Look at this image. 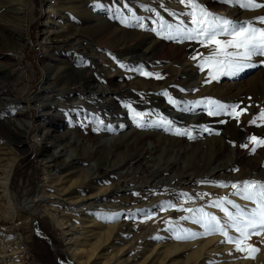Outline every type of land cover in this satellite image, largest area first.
<instances>
[{
  "label": "rangeland",
  "instance_id": "374dc122",
  "mask_svg": "<svg viewBox=\"0 0 264 264\" xmlns=\"http://www.w3.org/2000/svg\"><path fill=\"white\" fill-rule=\"evenodd\" d=\"M6 1L14 3L15 6L19 8L23 7L22 5L24 4L25 12L24 14L19 13L18 19L13 21V24H15V27L19 30L18 45H12L7 48L0 47V62L6 66V69L0 68V90H5L10 87L14 92V96L11 98V100H5L3 102L0 101V106L7 110L5 114L8 115L12 110L16 109L15 111H18L19 109H26L25 106L30 105L29 111L33 121L30 123L29 117L26 118L25 116L21 115H19V117L12 116V119H14L19 128L23 129L24 127L28 126L26 133V142L28 143L25 144L27 145L26 148H20L19 151H17V160L14 164L9 182V190H12L11 192L14 196L15 203L19 207L15 216L12 217L2 212L3 209L1 208V205L3 206L4 201L0 199V237L7 239L9 244L12 246L20 245L21 247L19 246V248L21 249L24 247V245H26V248H28V251L31 255L29 258V264H78L81 263L80 261H85V258H79L77 257L78 255H75L74 257L72 255L68 240L65 238L61 227L57 225V223L52 219L48 209L51 206H56L57 208L60 207V209H62L61 211L69 210L76 212L77 210H80V208L81 210L85 209V211H88L93 205H95L94 207L100 210H111L115 208L114 206L118 205L115 203L121 204L124 198L119 199L118 193L112 195L111 192L114 190L113 188L116 187L112 184L122 179L121 172H124L125 170L118 169V171L115 170L114 173L108 172V176L104 177L103 179L98 178L103 176V169H100L98 165L103 164L105 167L106 163H109L114 159V154H112L113 143L111 142V138L115 139L118 135L127 132L128 130H131L132 132L133 130L137 129L146 130L151 132V139H148L145 144V147L150 149L153 148L156 143L159 144L170 141L165 140V138L173 139L179 136L184 138L189 137L190 140H193L194 136H192V131H187L190 133V136H188V134L177 135L176 129H178V127L184 128V126H188V124L184 125L180 118L199 116L201 112L207 119H205L206 123L204 121L202 125L207 126L209 132L202 135H196L195 138L199 137L201 140L202 136H206L205 138L220 137L225 142H228L231 147H233V132H237V134H248V131H246L245 127L239 126V122L246 121V119L252 115L256 100H254L251 96H246V99L244 98L242 102L241 100L239 102L232 101L227 104L216 99L225 92L237 91L238 87L241 89L248 87L256 80L258 81L257 86L259 85L260 87H263L264 56H253L251 60L246 61V63H249L252 66L244 68L235 75H219L218 79H212L209 76L206 93L203 92L204 89L202 90V93L198 92V94H195V92L189 94L188 90L184 89L177 90V87L172 86L169 79H165V77H161L159 74L158 75L160 78H156V75L154 74L156 73L154 70L158 67V65L161 63H163V65H167L171 63V59L173 58L176 59L174 62V67L178 68L180 66L179 62H181L186 54L190 56L189 58L191 60H194V56L201 57L197 54V52L195 53L194 51L190 50L185 51L186 48L183 47V45L186 43V41L181 37L183 34L177 36L175 39L167 38L169 31L175 34L177 26L181 28L196 27V25L191 23V16L187 15V13L192 11L190 6L181 4L179 0H141L139 3L138 1L131 0H111V3L104 2L103 0H88V4L91 3V5H89L87 8H89L93 14L95 13L100 15V24L97 25L96 28L90 29L88 34L84 36H77L75 38L73 41L74 47H78L79 52L73 56V59H69V61L65 55V52L63 51L55 52L53 55L50 54L51 56H48L47 52L43 51L44 42L41 31L43 29L45 20H48V15H52L51 13H55V11L57 12V10L61 8H66L68 12L61 14L58 12V14L61 16L57 18L54 27V30L57 31V35H63L67 30L68 25L75 19H79V17H81L79 13H76L78 10H73L74 8L71 7V5H74L72 0H70V3L67 2V0ZM76 1H78V4H80L86 0ZM142 2H146V5H144ZM232 3L235 2H227L228 5ZM125 4L127 7H125ZM200 5L203 6L202 4ZM148 8H151L153 11H155L156 14L154 18L148 20L147 22H139V20L131 21L130 23L128 22L129 17H132L134 13H145ZM203 8L206 7L204 6ZM241 9H243L244 12H255L259 8L249 9L241 7ZM206 10L209 11L207 8ZM263 12L264 11L261 10L259 11V14L256 18L257 22H251L254 26L264 27V24L259 23L258 20L259 17L264 16ZM157 13H159V16H157ZM213 15L221 17L217 14ZM62 17L65 19H60ZM110 20H113L114 22L117 21L116 27L118 28L122 27L125 22L129 24H135L137 27L142 24V31L144 26L153 27L154 30H152L153 28H151L150 31L145 29V33L149 34L151 39H158L159 37V39L162 40L163 38V49L159 50V52L153 57L152 61H149L150 59H145V62L143 60L137 61V57L134 59L132 58L134 55L132 56L129 53L118 54L117 48L111 45V41L115 33L101 32L102 30H106L105 25L106 23L110 22ZM161 20L165 25L164 28L160 27ZM0 22L5 23L2 17H0ZM169 24L172 26L171 30L167 28V25ZM233 24L240 25L244 23ZM80 26L81 25L76 24L77 28H80ZM137 27H130V29L136 32L138 31ZM88 35H91V37ZM15 36L17 37V35ZM41 42H43V44ZM195 43L199 44V46L201 45L202 48L205 49L209 47L203 46L199 41ZM149 44V41L143 44L139 50V53H143L144 49H146ZM18 46L19 52L16 54L17 57L14 60L11 54L13 53V55H15ZM81 51L83 54H81ZM202 59L203 58L195 59L198 62V66H194L196 70L201 69L200 65L202 63ZM16 62L18 63L16 68L17 70L20 69L26 82L24 89L21 88V85L18 84V82V85H15L16 80L12 78L14 76L8 73V69H11L13 66L12 64L14 63L15 65ZM71 64H73V67L69 70L66 76H62L58 73V71H61L63 68L72 66ZM206 66L207 65H205L204 68ZM141 70L154 75H142ZM213 71L215 72V69ZM119 74H123V76H125V79L123 80L124 82H120ZM83 76L87 78L83 79ZM105 78L115 79L114 86L116 89H118L115 94L110 93L111 91H109V87L104 81ZM192 95L193 97H191ZM108 98H114V101L120 102V106L118 107L116 113L121 112L123 114H127V116L121 115L119 113L111 118L110 116L112 115L109 114H112V112L114 113L116 108L112 111L111 101L109 104ZM139 98H141V100ZM169 98L177 101L178 103H171L172 107L170 108H166L164 105L155 104L156 101L159 103L160 101L163 103H170ZM39 100L43 104L46 103V109L56 117H54L56 119V125H54L56 128L55 133L57 137L59 136L56 139H52L46 135L41 136V125L42 123L47 124V118L39 116V109L36 107L37 104H39ZM209 100L226 106L227 112L231 111V106L233 105L238 106L237 111L241 109H246V111H244L239 116V119H234L232 116L222 113L219 115V117H226V120L224 122H219V124L217 123L218 125H213L211 124V120L209 118L210 116L211 118H214L216 115H209L207 112L209 108H212V105L208 103ZM197 101H200L201 103L197 104ZM76 102H79L80 107L83 110L74 111L75 108H71L76 107L74 105ZM263 103L264 101H262L261 106H263ZM189 104L196 106L189 108ZM128 105H131V109L128 107ZM132 109H134L135 112L143 114L142 117L140 116V119L139 117L134 119L133 116H130L129 113H134ZM261 111H264V107L259 109V114ZM82 116H85L84 120L82 119ZM175 116L179 117V119H176ZM161 118L166 121H170L171 124L173 121L176 123L178 122V127H172L171 124L169 125L162 123ZM110 120H113V124H115V120H123L128 124L121 129H116L111 125ZM151 120L152 125H145V123H149ZM247 125L253 129V136H256V134H261L264 136V120L257 118L255 124L250 123ZM191 126L189 128H193V131H196V125ZM239 136L240 135L236 137ZM247 137L250 138L252 136L247 135ZM101 140H107L109 141L108 143L111 142L108 144L111 146L109 155L103 151V148L99 149L98 146L95 148L96 142L100 143ZM1 142L4 143L1 145L2 147H10L14 149L17 146L16 142L6 138L2 140V137ZM65 144H67V146ZM207 148L208 147H206V145L203 146V149ZM156 152L157 151H155L154 154L158 155ZM194 152H196V150ZM250 152L254 154L257 153L256 150H249L248 144V147H245V149L241 151V155H243L241 159H245L247 156H249ZM147 160L151 161L152 157H147ZM186 160V157H181L180 163L186 162ZM55 161L57 162V165L49 167V165ZM68 170H73L80 174V180L82 179L81 184L88 182L87 179L91 178H93V185H96L100 183L101 180L106 179L104 181H109V185L111 186L110 187L108 185V193L110 194H98L94 195L95 197H92L88 200H79L80 202L78 201L74 203H68L69 201L67 199L63 200L66 198V196L60 197L61 193L60 195H57V193L56 195L51 193L49 190L50 183H48L46 180L47 177L50 176V172L53 173L52 175H63ZM170 174L171 173L153 174L151 176L152 184L149 186V188L142 191V196L145 201L157 199L160 200L164 198L166 199L170 195L169 202L164 199L163 204H160L162 202L158 201V204H160L159 207H153L148 212V214H146V216L139 215V217L131 214L132 207L130 204H128L126 205L127 207H124L125 210L122 211V214L120 215L121 218L116 221L121 222L124 220L129 223L139 222L141 225L140 227H144L145 229L150 227L151 224L155 225V223L162 221V218H165L168 212H173L172 200L179 203V206L176 208L174 207L175 210L177 209L178 213L185 210L183 199L193 200L196 198L198 203L208 202V198L206 196H189L187 193H185L186 190L178 189L176 184L179 178L171 179L168 184H165L163 182L164 177L166 175L169 176ZM89 183L91 182L89 181ZM131 183L134 184V182ZM234 183L239 184L238 182ZM81 186L84 187L85 184L84 186ZM191 186L195 185H189L188 187ZM196 187H199V185H196ZM40 188L45 189L49 195L47 198H38V195H40L39 192L41 191ZM171 189L173 193L168 194L167 192L171 191ZM231 189L233 188L231 187ZM81 191L83 192V189H81ZM34 196L38 199L30 206L29 210H27V207H25L24 203L31 198H35ZM112 202L114 203L112 204ZM181 202L183 205H180ZM80 204H83V206ZM162 210L166 211L161 213ZM28 212L32 215L31 218L33 220L34 218L37 219L39 227L49 236L53 245L59 249L57 252L52 250L50 244L45 238L36 235L32 231L27 223ZM174 215H176V213H172V216ZM177 216L174 218L177 219ZM70 219L72 220L70 221ZM63 220L65 221L63 226H66L70 223H75L73 222L74 219L72 217L68 219V222L65 220V218H63ZM76 224L80 225V223ZM69 228L70 227L68 226V229ZM78 229H73L72 232L75 231L76 233ZM156 229L153 230H156L153 233L155 239L149 240L148 243L146 237H148L149 234L143 236L141 233H139L140 231H138L137 234V231L135 230H129L128 232L124 231L122 234H119L116 230L113 231L106 249L104 251L101 249L97 250L100 263L98 261L92 260L90 264H206L205 261L207 260L199 258L198 253L192 254V249L189 250L185 255H165L166 253H160L159 246H157V254L154 255L151 260L146 259L145 257H147V254L149 253L147 250L153 247L151 244L157 242V245L163 241L160 240L159 237L162 235V233H164V231H162V228ZM203 231L204 229L202 228V231L200 232L202 233ZM159 232L160 234H158ZM191 232H194V230H191ZM17 234L19 235V244L16 243L15 240L13 241ZM93 235L94 234H90L91 237ZM157 235H159V237H157ZM263 235L264 234L260 235L262 237L260 240L261 248L259 251L257 248V251L252 257L250 255L248 256L244 254L247 253L246 251H243L242 254V251L237 250L233 253L228 251L224 254L217 255L216 257L221 259V262L225 264H242L240 262L247 260L252 262L256 261L257 264H264ZM209 236H211V234L206 236L197 234L195 240L199 242H206V238ZM222 237H220L214 243H207L206 246L210 249L214 247L218 248L220 246V239H222ZM144 238L145 241L143 240ZM145 243H147V245H145ZM252 245L254 246L255 243L253 242ZM10 250L11 249L8 248L7 251H4L6 254L8 253V259L10 258ZM2 255L3 253L0 254V260H3ZM72 257H74L76 260H72ZM67 259L71 263L61 262V260L67 262Z\"/></svg>",
  "mask_w": 264,
  "mask_h": 264
},
{
  "label": "bare ground",
  "instance_id": "6f19581e",
  "mask_svg": "<svg viewBox=\"0 0 264 264\" xmlns=\"http://www.w3.org/2000/svg\"><path fill=\"white\" fill-rule=\"evenodd\" d=\"M72 1L74 2V5H71V7L74 8L73 10H78L76 13H79L81 17H79V19L77 18L74 21H72L68 25V28L63 35H57L56 34L57 31L54 30V27L57 18L61 16L60 14L68 12L66 8L64 9L61 8L57 10V12L55 11V13H51L52 15L50 16L48 15L47 16L48 20H45V23L43 24V29L41 32H42V39L44 44L43 42L41 43L43 44L44 47L43 51L47 52L48 56L53 55L55 52L63 51L65 52V55L68 60L73 59V56H75L79 52L78 47H74L73 41L75 40V38L77 36H84L88 34V31L90 29L96 28V26L100 24L99 21L101 20V18L99 17L100 15L95 13L93 14L91 10L87 8L89 7V5H91L90 2H89L90 4H88V0L86 1L84 0L86 3L82 2L80 4H78V1L76 0H72ZM103 1L107 3H111V0H103ZM131 1H138V3L141 2V0H131ZM67 2L70 3V0H67ZM196 2L202 4L203 5L202 7L205 6L213 14H217L225 18L227 17L232 23H245V22L255 23L257 22L256 18L257 15L259 14V11L260 10L264 11V7H260L255 12L252 11L244 12L243 9H241L239 3H232L228 5L225 2V0H196ZM257 2L264 3V0H257ZM142 3L146 5V2H142ZM22 6L23 7L19 8L15 6L14 3H11L6 0H0V17H2L3 20L5 21V23L0 22V47L7 48L12 45H18L17 43L19 42V30L15 27L13 21L18 19L19 13L24 14L25 5L23 4ZM58 12L60 14H58ZM155 14H156L155 11H153L151 8H148V10H146L145 13L143 12L134 13L132 17H129L128 22L130 23L131 21H136V20H139V22H147L148 20L154 18ZM60 19H65V18L62 17ZM129 23L125 22L122 27L118 28L116 27L117 21L114 22L113 20H110V22L106 23L105 25L106 30H102L101 32L115 33V35H113L111 45L117 48L118 54L129 53L132 56L134 55V57L131 56L132 58L135 59V57H137V61L143 60L145 62V59L147 60L150 59L149 61H152L153 57L159 52V50L163 49V38L162 40L159 39V37L158 39L156 38L151 39L149 34L145 33L146 32L145 29L150 31L151 28L153 27L146 26L147 27L146 28L144 26L142 31L141 26L137 27L135 24H129ZM76 24L81 25L80 28H77ZM130 27H137L138 31L134 32L130 29ZM15 35H17V37ZM88 36L91 37V35ZM181 37L183 38V35H181ZM219 39L227 40L229 39V37L221 36L219 37ZM184 40L186 41V43L183 45V47L186 48L185 51L190 50V51H194L195 53L197 52V54L201 56L199 57L200 59L203 58L204 56L210 55L215 49L214 45H209V47L206 49L202 48L201 45L199 46V44L195 43L198 41L195 39L193 40L184 39ZM148 41L150 43L149 46L146 49H144L143 53H139V50L141 49L143 44L147 43ZM16 51L17 52H15L14 50L15 55H13V53L11 54L14 60L17 57L16 54L19 52V46ZM229 51H232V49H229ZM81 54H83V52ZM189 57L190 56L186 54L185 57L181 60V62H179L180 66L178 68L174 67L175 65L174 62L176 61L175 58L171 59V63L167 65H163V63H161L154 70L156 71V73L154 74H159L161 75V77H165V79H169L172 86L177 87V90L184 89V90H188L189 94L192 92L198 94V92L202 93V90L204 89L203 92L206 93L207 83H208L207 81L209 79L210 69L208 66H206L203 70L201 69L196 70L194 66H198L197 60L195 59L191 60ZM73 64H71L72 66L69 65L70 67L63 68L61 71H58V73L62 76L63 75L66 76L69 70L73 67ZM12 65L14 67L12 66L11 69H8V73L14 76L12 78L16 80L15 85L20 84L21 88L24 89L26 82L25 79L23 78L20 69L17 70L16 68V66H18V63L16 62L15 65L14 63ZM5 67L6 66L0 62V68L2 69ZM85 78L87 77L83 76V79ZM119 79L120 82H122L125 79V76H123V74H119ZM104 81L109 87V91H111L110 93L115 94L118 90L114 86L115 79L105 78ZM257 83L258 81L256 80L252 82V84L248 87L242 89L238 87L237 91L235 92H231V91L225 92L220 96L218 95L219 96L218 98L216 97L217 98L216 100L222 101V103H227V104L232 101L239 102L241 100L242 102V100L246 96H251L253 97L254 100H256L254 109L252 111V115H250V117L246 119V121L239 122L240 124L239 126L245 127L246 131H248V134H243V133L237 134V132H233L232 133V138L234 140L233 147H231L228 142H225L220 137L205 138L206 136H202L201 140L199 137L195 138L196 135H202L204 133L209 132V131H204V128H208V127L202 125V123L206 119L202 112L199 116L180 118V120L184 125L188 124V126L186 127L184 126V128L183 127L179 128L177 126L178 122L176 123L175 121H173L171 124L172 127L176 126L180 130H186L188 132L192 131L191 132L192 136H194L193 140H190L189 137L184 138L179 136L173 139L165 138V140H170V141L159 144L156 143L155 146L150 149L148 147H145L147 140L151 139L150 138L151 132L146 130L137 129V130H133V132L131 130L130 131L128 130L127 132L118 135L117 138L115 139L111 138L112 139L111 142L113 143L112 154H114V159L113 161L106 163L105 167L103 164L98 165L100 169H103L102 171L103 176H100L98 178L103 179L104 177L108 176L107 175L108 172L114 173V171L115 170L118 171V169L125 170L124 172H121L122 179L112 184L115 185L116 187H114L113 188L114 190L111 192L112 195L118 193L119 199L124 198L121 204L115 203L118 205L114 206L115 208L111 210L110 209L100 210L98 208H95L94 207L95 205H93L88 211H85V209L81 210V208L76 212L69 210L61 211L62 209H60V207L57 208L56 206L53 207L51 206L48 209L52 219L57 223V225L61 227L65 238L68 240V243L70 244L69 247L70 252L72 253V255L74 257L75 255H78L77 257L79 258H85L84 262L80 261L81 263L78 264H90L92 260L98 261L100 263L99 254L97 250L101 249L102 251H104L106 249V246L110 241L109 239L111 238V234L115 230L119 234H122L124 231L128 232L129 230H135L137 231L136 232L137 234L138 231H140L139 233H141V235L143 236L149 234V236L146 237L148 243L149 240L155 239L153 233L157 230L156 228L158 229L162 228V231H164V233H162L160 237L159 235H157V237H159L160 240L163 241H161V243L157 245H156L157 242L151 244V246L153 247L147 250V252L149 253L147 254V257H145L146 259L151 260L152 257L157 254V250H158L157 246H159L160 253H166L165 255H171V254L185 255L189 250L192 249L193 250L192 254L198 253L199 258H203L207 260L205 261L206 264H225L222 263L221 259H218L216 256L220 254H224L228 251H231L233 253L236 251V248L233 243H228L225 240V237H222L221 234L219 233L211 234V236L206 238V242L203 241L199 242L195 240V238L178 239L177 236L180 235L188 236L191 234V230H194V232H196L197 234L201 233L200 231H202V227L193 222L195 219L199 218L200 209H203L204 212H208L216 215L221 220L222 223H226L227 217L224 215V213L219 208L213 206V202L220 201L221 198L226 197L228 200H232L235 203L241 205L242 207H246L247 209H251L252 207H254V205L251 204L250 202L243 200L238 195H235L234 193L236 192V189H231V185L234 182H238L240 184L245 180H256V181L264 182V146H259V147L255 146L250 142V138L247 137V135H251V136L254 135V133L252 132L253 129L248 127L247 124H250L249 122L252 121L254 118L257 120L259 116V109L264 107V103L263 106H261L262 101H264V84L263 87H260L259 85L257 86ZM13 94L14 92L10 87L5 90H0V101L3 102L5 100L6 101L11 100V98L14 96ZM191 97H193V95ZM110 99L108 101L109 104L111 101L112 111L115 110L116 108L114 113L112 112V114H109L112 115L110 117L113 118L114 115L116 116L119 113L121 115L127 116V114H123L121 112L116 113L118 107L120 106V102L114 101V98H110ZM139 99L141 100V98ZM156 102L155 104L164 105V107L166 108L172 107L171 103H167V102L163 103L161 101L160 103L158 101ZM74 105L76 107H71L72 109L75 108L74 111L83 110L80 107L79 102L74 103ZM46 106L47 104L46 103L43 104L40 100H39V104H37L36 106L37 109H39L38 111L39 116L47 118V124L42 123L41 125V130H42L41 136L46 135L51 137L52 139H56L59 137V136L57 137L55 133L56 128L54 125H56L55 124L56 117L46 109ZM195 106L196 105L189 104L188 107L192 108ZM25 107L26 109H19L18 111H15L16 109L12 110L8 114L10 116H8L5 114L7 110H5L0 106V193H1L0 199L4 201L3 206L1 204L0 205L1 208L3 209L2 212L12 217L16 215V212L19 209V207L15 203L14 196L12 195L11 192L12 190H9L10 177L12 175L11 173L14 164L17 160V155H18L17 151H19L20 148H26L27 145L25 144L28 143L26 142V133L28 126L24 127L23 129L19 128L18 125L15 123L14 119H12V116L19 117V115H21V116H25L26 118L29 117V122L31 123L33 121V118L29 111L30 105H26ZM129 114L134 118V113H129ZM141 117H139V119ZM136 118L138 117H135L134 119ZM175 118L179 119V117L177 116H175ZM82 119L84 120L85 116H82ZM209 119L211 120V124L215 125L217 123L219 124V122L222 121L224 122L226 120V117L224 118V117H219V115H216L214 118H211L210 116ZM110 122L111 125L116 129L118 128L121 129L122 127L128 124L126 121L123 120L122 121L115 120V124H113V120H110ZM149 123H145V125L147 126L152 125L151 124L152 120L149 121ZM191 125H196L195 128L196 131H193V128H189ZM238 135L240 136L236 137ZM256 136L258 138H264V136L261 134H256ZM1 137L2 140L6 138L16 142L17 146L15 148L13 147L14 149L10 147L9 148L2 147L1 145L4 143L1 142ZM108 142L109 141L107 140L105 141L101 140L100 141L101 144L99 142L98 143L96 142L95 148L97 146L99 147V149L103 148V151L105 153H108L109 155L111 146H109L108 144H110L111 142L110 143ZM243 144H249V150H252V148L255 147L257 153L254 154L250 152L249 156H247L245 159H241V157L243 156L241 155V151L245 149V147H241V145ZM65 145L67 146V144ZM204 145H206V147L208 148L203 149ZM195 150L196 152H194ZM155 151H157L156 153H158V155L154 154ZM149 156L152 157L151 161L147 160V157ZM181 157H186L187 159L186 162L180 163ZM55 165H57L56 161L50 164L49 167ZM163 173H167V174L171 173L169 176L166 175L164 177L163 182L165 184H168L171 179L179 178L176 184V187H178V189L186 190L185 193H187L189 196L191 195L195 197L206 196L208 198V202L198 203L196 198L193 200L183 199L185 210L178 213L177 209L175 210L174 207L176 208L177 206H179V203L172 200V206H173L172 213H176V215L172 216V213L168 212L167 216L165 218H162V221H159V223H155V225L151 224L150 227H147L145 229L144 227L143 228L140 227L141 225L139 222L129 223L124 220H122L121 222L116 221L119 218H121L120 215L122 214V211L125 210L124 207L128 204H130V206L132 207L131 214L138 217L139 215L146 216V214H148V212L153 207H159L160 204H163L165 198L160 200L150 199L151 201H145L142 196L143 195L142 191H144V189L149 188V186L152 184L151 176L153 174L155 175V174H163ZM52 174L53 173L50 172L49 173L50 176L47 177L46 179L48 183H50L49 190L54 195H56V193L57 195H60L61 193L60 197L66 196V198H64L63 200L67 199L69 201L68 203L78 202L79 200L80 201L88 200L91 199L92 197H95L94 195L107 194L109 192V187H108L109 181H104L106 179L101 180V182L96 185L95 184L93 185L92 182L93 178L87 179L88 182H84L85 184L84 186L83 183L81 184L82 179L80 180L79 177L80 174H78L76 171L68 170L63 175L61 174L52 175ZM89 181L91 183H89ZM131 182H134V184ZM81 185H83L84 187H82ZM189 185H195V186L188 187ZM196 185H199V187H196ZM40 189L41 191L39 192L40 195H38V198H43V197L47 198V196L49 195L47 194L45 189L44 188H40ZM81 189H83V192L81 191ZM167 193L168 194L173 193L172 189ZM38 198L36 197L31 198L30 200L24 203L25 207H27V210H29L30 206ZM169 199H170V195L165 200L169 202L170 201ZM158 201L162 203L158 204ZM113 203L114 202H112V204ZM80 205L83 206V204ZM180 205H183L182 202ZM224 207L228 208L230 211L233 212L235 211V209H233L232 206L227 203L224 204ZM187 209H192L193 211L192 212L186 211ZM164 211L166 210H162L161 213ZM31 216L32 215L28 212L27 223L32 229L33 221L36 220V218H34L33 220ZM176 216L177 219L174 218ZM71 217L74 219L73 222L75 223L72 224L69 222L70 224L63 226L65 224L63 218H65V220L68 222V219ZM182 217H187V219H182ZM71 220L72 219H70V221ZM76 223H80V225H77ZM68 226L70 227L69 229ZM73 229L75 230L78 229V230L75 233V231L72 232ZM154 229L156 230L153 231ZM185 230H190V231L186 232ZM160 232L158 234H160ZM228 232L230 236L239 235L232 229H228ZM90 234H94V235L91 237ZM38 235L42 237L40 233ZM220 237H222V239H220V246L218 248L214 247L210 249L209 247L206 246L207 243L209 242L214 243ZM261 238L262 237L260 235L251 236V238L246 241L245 247L247 245H251L252 248L255 249L258 248L259 251L261 248V243H260ZM0 240H1L0 254L3 253L2 255L3 260H0V264H20L21 261L20 259L21 248H19L20 245L12 246L9 244V241H7V239L2 237H0ZM14 240L16 241V243L19 244L18 234L15 236L13 241ZM143 240L145 241V238ZM253 242L255 243L254 246L252 245ZM147 243H145V245H147ZM8 248L11 249L9 254L10 255L9 259L7 255L8 253L6 254V252H4L7 251ZM245 251L247 253L244 254L248 256L250 255L251 257L256 252V251L252 252L251 248H247V247ZM74 257H72V260L75 261L76 259ZM240 263L257 264L256 261L252 262L250 260L242 261Z\"/></svg>",
  "mask_w": 264,
  "mask_h": 264
},
{
  "label": "snow or ice",
  "instance_id": "6c2138e0",
  "mask_svg": "<svg viewBox=\"0 0 264 264\" xmlns=\"http://www.w3.org/2000/svg\"><path fill=\"white\" fill-rule=\"evenodd\" d=\"M179 2L191 7L192 11L187 13V15L191 16V23L196 25V27L181 28L177 26L175 34L169 31L167 38L175 39L177 36L183 34L184 39L198 40L205 47L214 45V51L210 55L204 56L200 65L201 70H203L205 65L209 67V76L212 79H218L219 75H235L244 68L252 66L246 63V61L251 60L253 56H264V27H256L251 22H245L240 25L233 24L225 17L215 16L208 12L198 4L196 0H179ZM225 2L239 3L241 7L249 9L264 7V3H259L257 0H225ZM125 7H127L126 4ZM157 16H159V13H157ZM258 20L259 23L264 24V16L259 17ZM140 26L143 27L142 24ZM160 27H165L162 20L160 22ZM171 27L170 24L167 25L169 30H171ZM221 36H228L229 39L221 40L219 39ZM229 49H232V51H229ZM198 58L199 57H193V59ZM212 69H215V72ZM141 74L146 76L154 75L142 70ZM155 75L156 78H160L158 74ZM169 102L173 104L178 103L171 98H169ZM196 103L199 104L201 102L197 101ZM208 103L212 105V108L208 110L209 115L226 113L234 119H239V116L246 111V109L237 111L238 106L233 105L231 106V111L227 112L226 106L218 102L209 100ZM128 107L131 109V105H128ZM132 111L134 112V118L142 115L141 113L135 112L134 109H132ZM258 118L264 120V111L260 112ZM161 122L169 125L171 124L170 121H166L163 118H161ZM250 123L255 124L256 119L254 118ZM204 131H209V129L204 128ZM176 134H188L190 136V133L186 130L180 129H176ZM250 142L257 147L264 146V138H258L257 136L250 137ZM241 147H248V144H243ZM252 151H255V147L252 148ZM231 187L236 189L235 195L250 202L254 207L247 209L225 197L221 198L220 201H214L213 206L219 208L224 213L227 217L226 223H222L216 215L204 212L203 209L199 210V218L195 219L193 222L204 229L199 235L206 236L219 233L225 237L228 243H233L237 251H245L247 247L251 248L252 252H255L257 249L252 248L251 245L245 247V244L251 236L264 234V182L245 180L240 184L233 183ZM225 203L231 205L235 211H230L228 208L224 207ZM186 211L192 212L193 210L187 209ZM182 219H187V217H182ZM228 229L234 230L239 235L230 236ZM185 231L188 232L190 230ZM196 236L197 233L191 232L188 236H177V238L186 239L195 238Z\"/></svg>",
  "mask_w": 264,
  "mask_h": 264
},
{
  "label": "water",
  "instance_id": "95a60500",
  "mask_svg": "<svg viewBox=\"0 0 264 264\" xmlns=\"http://www.w3.org/2000/svg\"><path fill=\"white\" fill-rule=\"evenodd\" d=\"M32 229H33V231L38 235L39 233L42 235V238H45L47 241H48V243L50 244V246H51V248H52V250L54 251V252H57L59 249L58 248H56L54 245H53V243L51 242V239L49 238V236L46 234V233H44V231L39 227V225H38V222H37V219L36 220H34L33 221V224H32ZM39 236V235H38ZM61 262H63V263H68L69 261H62L61 260Z\"/></svg>",
  "mask_w": 264,
  "mask_h": 264
},
{
  "label": "built area",
  "instance_id": "2783aa9c",
  "mask_svg": "<svg viewBox=\"0 0 264 264\" xmlns=\"http://www.w3.org/2000/svg\"><path fill=\"white\" fill-rule=\"evenodd\" d=\"M29 256H31V255L28 251V248H26V245H24V247L20 251V259H21L20 263L21 264H29Z\"/></svg>",
  "mask_w": 264,
  "mask_h": 264
}]
</instances>
